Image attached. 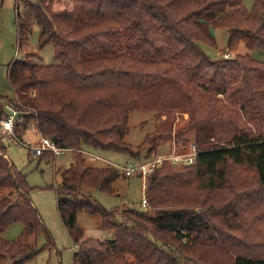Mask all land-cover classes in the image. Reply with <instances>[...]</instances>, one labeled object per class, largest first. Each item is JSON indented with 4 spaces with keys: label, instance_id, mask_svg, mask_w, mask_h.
I'll use <instances>...</instances> for the list:
<instances>
[{
    "label": "trees",
    "instance_id": "trees-1",
    "mask_svg": "<svg viewBox=\"0 0 264 264\" xmlns=\"http://www.w3.org/2000/svg\"><path fill=\"white\" fill-rule=\"evenodd\" d=\"M22 1L33 18L15 2L18 43L36 23L39 46L52 40L60 61L37 62L29 53L7 62L13 95L5 97L23 117L19 137L32 122L40 136L74 149L155 158L167 141L197 148L193 162L165 159L146 176L144 209H108L81 194L82 186L116 193L127 176L114 164H87L78 153L57 169L60 179L49 186L77 246L72 264H264V58L248 51L212 58L200 44L214 45L211 28L226 27L227 49L243 41L264 53V0L249 9L243 0ZM130 111L155 116L136 146L124 138ZM6 147L0 140V264H25L40 233L47 246L52 241ZM80 211L98 215L112 237L87 247ZM14 222L22 223L20 234L4 238Z\"/></svg>",
    "mask_w": 264,
    "mask_h": 264
},
{
    "label": "rangeland",
    "instance_id": "rangeland-1",
    "mask_svg": "<svg viewBox=\"0 0 264 264\" xmlns=\"http://www.w3.org/2000/svg\"><path fill=\"white\" fill-rule=\"evenodd\" d=\"M63 1V0H61ZM65 1V0H64ZM17 2V8L23 17L32 19V15L25 7L22 0H2L0 4V114H6L8 110L5 105L9 104L10 101L5 97H11L13 95V87L9 83L6 76V64L13 57H24L29 53H33V58L37 62L41 63H56L60 61V58L54 55L53 41L49 40L42 47L38 44V30L39 27L36 23H33L32 30L28 34L26 40L20 44L16 38V31L14 25L15 8L14 4ZM253 0H243V4L247 9L252 6ZM60 5V4H59ZM61 6V5H60ZM211 31L215 37L216 43L210 45L204 42H200L203 50L210 55L212 58H220L234 56L237 52L243 53L248 51L259 58H264V53L259 49H249L245 46L243 41H240L236 49H227L226 40L228 38V29L226 27L211 28ZM35 52V53H34ZM177 114L176 121H174L173 132L183 121L187 118L188 113L184 112ZM17 118L21 123L23 117L17 112ZM164 118V115H162ZM128 124L131 129L125 134L124 138L127 142L138 145L144 135L151 131L155 125V116L152 112L145 111H130L128 117ZM35 125L30 122L25 128L20 126L18 128L21 134V139L29 142V144H36L41 137ZM7 146V155L17 167L21 168L26 174L28 184L31 186L29 194L33 204L36 206L44 224L49 230L52 244L47 246L45 235L40 233L36 237V245L39 248L37 254L26 261L25 264H72V254L77 249L76 244L70 238L61 217L57 209L56 193L53 188L49 185L54 184L60 179L57 169L64 167L69 164V160L73 161L75 154H81L84 156V150H90L99 154L104 161H91L87 157L85 163L87 164H129L135 160H147L153 156H145V151H142L138 158H134L123 152H117L114 150L96 149L87 146L79 147L78 149L72 148L71 151L65 152L59 157L52 155L42 157H36L33 155L32 149L30 150L25 145L9 141L8 139H1ZM172 141H167L161 144L157 149V154H170L173 151ZM69 159V160H68ZM145 179L138 174L127 176L126 178H120L115 186L117 192L109 194L96 188H90L82 186L80 188L81 194H91L97 199L102 205L108 209L119 208L123 203L128 206L144 209L141 205V199L145 196L144 182ZM116 219H120L119 215H116ZM100 218L98 215L85 213L80 211L77 213V223L83 228V233L92 238V241L87 245L91 247H98L96 239L109 237L112 233L111 229L102 228L99 226ZM22 229V223L14 222L10 224L2 233V236L6 239H12L18 236ZM84 235V236H85ZM32 241V239H31ZM30 241V242H31ZM99 250V249H98ZM100 251V250H99ZM101 264V262H99ZM103 264H111L106 261Z\"/></svg>",
    "mask_w": 264,
    "mask_h": 264
},
{
    "label": "built area",
    "instance_id": "built-area-1",
    "mask_svg": "<svg viewBox=\"0 0 264 264\" xmlns=\"http://www.w3.org/2000/svg\"><path fill=\"white\" fill-rule=\"evenodd\" d=\"M5 108L8 110V112H6V114H0V135L2 137L1 139H8L9 141L19 142L28 147L29 150L31 147L33 155L36 157H38L43 152H48L54 157H59L65 152L72 150L71 147L59 146L55 144L52 140H50L48 137L44 136H41L36 144H29V142L22 140L16 134L15 130L16 122H19V119L17 118L18 110L11 103L5 105ZM0 109H2V107ZM172 142L173 151L170 154H159L157 157L147 160L137 159L125 165L115 163L113 164L120 168L123 174L126 176L138 174L143 177V179H145L146 176L151 173L154 168L165 159L181 161L184 163H191L194 161V158L197 154V148L193 141L179 143L175 141ZM80 151H83L84 156L91 161L104 160L99 154L93 151L84 149H81ZM104 161L111 163L108 160ZM141 205L144 208L148 207V202L145 196L141 199Z\"/></svg>",
    "mask_w": 264,
    "mask_h": 264
},
{
    "label": "crops",
    "instance_id": "crops-1",
    "mask_svg": "<svg viewBox=\"0 0 264 264\" xmlns=\"http://www.w3.org/2000/svg\"><path fill=\"white\" fill-rule=\"evenodd\" d=\"M34 129H35V127H34ZM7 156H8V155H7ZM68 160H69V159H68ZM70 162H71V161L69 160V163H70ZM114 163H115V162H114ZM144 181H145V180H144ZM143 185H144V182H143ZM84 235H85V234H84ZM112 235H113V234H112V233H110V234L108 235L109 237H106V238H111V237H112ZM85 236H86V235H85ZM98 239H103V238H98Z\"/></svg>",
    "mask_w": 264,
    "mask_h": 264
}]
</instances>
